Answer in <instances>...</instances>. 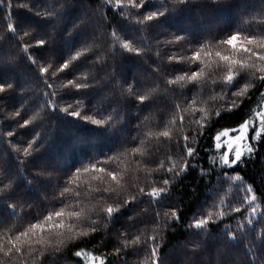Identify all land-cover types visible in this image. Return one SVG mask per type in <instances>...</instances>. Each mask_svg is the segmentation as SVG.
Returning a JSON list of instances; mask_svg holds the SVG:
<instances>
[{
	"label": "trees",
	"instance_id": "trees-1",
	"mask_svg": "<svg viewBox=\"0 0 264 264\" xmlns=\"http://www.w3.org/2000/svg\"><path fill=\"white\" fill-rule=\"evenodd\" d=\"M164 5L168 9L165 16L149 24L137 25L135 21L139 17L132 16L137 10L102 5V0H0V84L5 85V91L0 92V172L3 173L0 179L4 184L11 179V187L0 192V222L6 228L14 225L17 233L23 231L34 222L37 213L47 214L61 207L59 191L67 177L82 166L109 156L120 155L122 160L119 165L113 162L111 167L127 169L121 196L134 194L137 187L148 190L153 181L157 187H165L163 179H170L167 192L156 204L147 203L146 196L141 197L121 209L126 215L119 221L113 218L105 226L101 219L96 232L76 240L67 239L71 235L67 232L64 237L43 233V239L37 242L41 235L38 233L30 247L22 246V252L12 264H84L79 257L73 256L82 248L93 255L105 256V264H143L150 251L143 245H131L119 256L113 251L117 246L122 247V240H131L135 235H141L142 239L156 237L148 243H158V257L163 264H264V218L261 216L264 213V133L259 140L252 141L253 129H249L247 145L253 144L254 152L243 154L241 162L232 167L221 165V152L214 146V137L219 131L235 129L250 116L253 118L254 112L264 111V96L261 95L264 81L254 80L245 96L232 97V92L243 87L249 78L247 72H241L233 86L227 89V97L239 102V107L232 111L224 110L230 106L227 98H219L224 87L219 76L214 77L215 84L210 80L188 83L183 88L167 84V79L188 68L186 63L170 62L169 56L173 53L191 55V50L200 44L222 40L237 31H259L261 26L251 18L264 10V0H190L186 4L172 0H164L161 4V0H151L146 8L155 11ZM53 11V15H47ZM38 12L45 15H38ZM7 24L15 26L16 34L8 31ZM138 27L145 30L134 31ZM25 31L30 33L25 41L46 40L43 47L28 50L40 54L33 58L38 59L41 66L51 63L54 69L86 44L92 45V50L59 72L53 87L49 88L42 82L45 77L22 50L19 37ZM113 31L119 32L125 40L136 41V46H143L145 50L135 55L119 45L113 46ZM176 36L184 39L168 43ZM97 54L103 55L102 62L96 61ZM73 79L90 86L79 91L71 86L64 87ZM129 85L134 95L128 94ZM156 86L159 91L152 93L144 103L136 99V95H144ZM169 88L175 91H166ZM213 91L217 98L210 100ZM52 92L56 95L51 99L60 108L72 104L74 109L81 108L82 114L92 115L98 110L105 116L111 114L113 126L98 127L62 111H53L45 105L49 99L45 93ZM197 93L206 102L200 107L209 113L203 127L194 123L201 115L199 111L183 113L185 123L182 128L173 130L171 142L149 141L144 145L148 149L144 157L130 154L149 129L156 131L165 126L176 104L187 105ZM78 99L81 105L76 104ZM218 109L219 116L215 114ZM17 111L20 115H13ZM35 111H40L41 118L21 127ZM9 131L14 135L8 136ZM183 136L189 137L190 146L195 149V154L187 157L186 171L179 176L164 169L151 171L159 161H167L168 156L184 163L180 153L185 150L176 147V141L184 143ZM34 137V150L25 156L22 150ZM126 150L129 154L125 159L122 154ZM136 161H141V165ZM143 165L146 166L140 170ZM92 175L82 177L79 189L82 193L87 187L83 181L95 186ZM236 176L240 179L234 180ZM249 186L260 205L255 218L251 216L250 207L242 203ZM80 199L86 214L91 216L106 203L83 195ZM220 200L224 203L215 211L228 206L227 214L222 218L214 216V222H209L203 234L194 235L198 230L189 225ZM10 205H16L15 215ZM236 206L240 207V212L231 210ZM172 211L178 218L165 215ZM250 219L253 220L251 225L247 222ZM226 225H230V229ZM61 239L65 240L64 244H60ZM57 245L59 251H54Z\"/></svg>",
	"mask_w": 264,
	"mask_h": 264
},
{
	"label": "snow or ice",
	"instance_id": "snow-or-ice-1",
	"mask_svg": "<svg viewBox=\"0 0 264 264\" xmlns=\"http://www.w3.org/2000/svg\"><path fill=\"white\" fill-rule=\"evenodd\" d=\"M151 0H102V5H112L113 7H118L121 9H135V13H132V16H136L139 19H136L137 25L149 24L152 21L158 20L160 17L166 15L168 11L167 6L164 5L161 8L156 9L155 11H148L146 5L150 3ZM164 0H161L163 4ZM173 3L186 4L190 0H172ZM24 5H21L23 7ZM140 9H144L143 12H140ZM38 15H45V13H37ZM53 12L47 13V15H53ZM128 17L125 16V19ZM251 20L260 27V30L257 32H247L242 33L237 31L222 40H213L208 43L200 44L197 48L191 50V55L177 54L173 53L169 56L170 62L176 63H186L188 68L183 70V73L176 75L174 78L167 79V84L177 85L181 88L185 87L188 83H199L200 81L208 82L211 81L212 84L217 83V80L214 78L216 76L220 77V83L223 84V88L220 90L223 93L219 98H227L229 107H226L224 110L232 111L233 108L239 107V102L236 99L227 97V89L233 86L234 81L241 72L248 73V79L243 84V87H240L237 91L232 92V97H243L247 94L250 87L253 86L254 80L264 81V10H261L257 15L253 16ZM85 22L84 20L81 21ZM8 31L10 33L16 34V28L13 24H7ZM143 28H136L134 31H144ZM30 33L25 31L23 35L19 37L22 45L23 52L26 54V58L30 59L32 64L38 68L39 74L44 76L45 79L42 81L46 84L47 87H53V83L56 82V77L59 72H63L65 69H68L73 61L79 60L81 56L86 55L90 50H92V45H84L81 49L77 50L76 53L70 54L69 57L58 67L52 68V64L49 63L46 66H41L38 59H34L33 56L40 55L39 53H29V48L31 47H43L46 43V40L41 38L36 40L35 43L32 41H25V37H28ZM183 36H176L174 40L168 41L170 44L179 43L183 40ZM111 44L113 46L119 45L125 51L134 53L135 55H141L145 50L143 46L137 47V42L134 40H125L119 32L113 31L111 34ZM179 52V50H177ZM97 62L103 61V55L97 54ZM260 61L261 63H257ZM192 65H198V67H192ZM157 67H159L157 65ZM52 69L50 76L49 70ZM223 69L221 72L220 70ZM211 73V76H209ZM78 79V78H77ZM84 79L87 80V75L84 74ZM52 81L50 83L49 81ZM74 87L79 91L81 88H87L90 85L88 83H77L76 79L69 80L64 85V87ZM11 87V85H8ZM5 91V85L0 84V92ZM159 91L158 86L153 87L149 92H146L144 95H136V99L140 103H144L145 100L150 99L152 93ZM166 91H175L173 88L166 89ZM129 95H134L133 87L129 85L127 88ZM48 100L45 101V105L51 108L53 111L59 110L64 112L66 115L75 117L77 119H82L87 122H91L93 125L98 127H103L112 125V116L111 114L103 115L98 110L97 113L89 115L88 113H83L81 108H73L72 104H68L67 107L60 108L54 100L51 99L52 96H55L56 93H45ZM184 95V94H182ZM264 96V93H261ZM217 97L213 91V94L209 96L210 100H215ZM206 103L205 101L199 98V93L191 97L190 102L187 105L176 104L175 112L172 118L165 124L162 129L153 131L149 129L143 137L140 138L137 146L133 147L130 150V154L135 156L139 155L144 157L148 149L144 147L149 141H155L157 144L162 143L164 140L172 141L173 140V130L177 127L182 128L185 123V116L183 113H195L199 111L201 115L196 118L194 121L195 124L203 127L205 122L209 119V113L206 108L200 107L201 104ZM77 105H81L82 101L77 100ZM70 109H73L70 111ZM217 116L220 115L219 109L215 113ZM13 115L19 116L20 112L17 111ZM99 116V118H96ZM256 120L259 122V128L257 129L253 118L250 116L249 119L245 120L238 129H233V131L239 132V135L234 137L236 141H244L247 139V130L249 128L253 129V134L251 136L252 141L259 140L262 133H264V111L254 112ZM41 118L40 111H35L29 119H25L20 125L21 127H26L28 124L33 123L34 121ZM199 134V130L197 129ZM8 136H13L14 133L9 131ZM221 136H228V131L218 133L214 139L218 142L216 147L219 149L222 147V144L219 143ZM184 143L180 144L179 141H176L177 148H183L185 151L180 153L181 158L184 160V163H178L173 160L171 156H168L167 161L161 160L158 162L156 168L151 171H159L164 169L166 172L171 173L173 176H179L182 172L187 169V157H192L195 154V149L190 146L189 137H182ZM33 144H36V138L34 137L31 142L25 147L22 151L25 156L31 154L33 149ZM38 148L39 145L37 144ZM245 146L241 145L238 147H233L231 143L227 144V151L222 152L219 160L222 166L232 167L238 162H241V158L244 154ZM20 151L19 149H16ZM246 151L248 153L254 152V145L248 144L246 146ZM129 153L127 150L122 155L124 158H127ZM229 154H231V159ZM113 162H116L119 165L122 160L121 156H109L106 157L103 161L96 160L95 162L90 163L88 166H82L81 169H77L72 173L71 176L67 177L64 182L63 188L59 191V198L61 207L54 208L51 211H48L47 214L37 213L34 217V222H30L28 226L23 231H14L15 226L12 228H6L2 222H0V264H12V261L17 258V254L22 252V246L27 245L31 246L33 238L38 236V233L41 234L37 242L43 239V233H51L56 236L64 237V233H70L67 237L69 240H76L83 237L89 236L91 233H94L98 230L99 221L104 220L105 226L108 222L112 221L113 218L119 221L123 215L126 213L122 212L121 209L126 208L129 204H132L133 201L140 200L141 197H148L147 203L156 204L159 201L160 196L163 193L167 192V185L170 183L169 178L163 179L162 183L165 187H157L156 182L153 181L149 184V189L146 190L144 187H137V191L129 193L126 196H121V192L125 189V173L127 172L126 168L111 167ZM213 163H216L213 160ZM137 165H141V161H136ZM104 165H109L105 167ZM146 165H143L140 170ZM92 173L91 180L95 181V186L88 181H83L87 187L83 190V193L79 190L81 188L82 177L86 174ZM149 175L151 172L148 173ZM3 176V173L0 172V177ZM240 177L236 176L234 180H239ZM11 187V179L9 178V183L4 184L3 180L0 179V192L5 191ZM246 195L243 198L242 203H246L251 210V216L256 217L257 209L260 207L256 203L257 196L253 193L252 188L249 186L245 189ZM95 194V195H94ZM55 196V193L53 194ZM88 197L89 199H96L98 201H105V205H101L99 210L96 211L95 216L87 215L85 208L81 206V196ZM115 197V199H114ZM113 200L112 203H107V201ZM66 201H69L66 203ZM74 201V204L72 203ZM223 200L219 201V204L213 205V208L209 210L203 217L197 218L189 226L195 228L198 231L194 235H201L206 231V226L209 222H214V216L222 218L227 214V207L225 206L224 210L216 212L215 209L222 205ZM13 209V215H15L16 205H10ZM135 207V204H133ZM71 208V210H69ZM235 212H240L241 209L239 206H236L231 209ZM131 211V209H129ZM147 211V209H145ZM160 214L157 213V216ZM165 215H170L171 218H178L176 212L172 211L170 214L165 213ZM262 218H264V213H261ZM67 218V220L65 219ZM131 219V217H129ZM68 221H72L69 223ZM248 224H252L253 220H248ZM230 229V225H226ZM243 226L241 225L240 228ZM239 230V229H238ZM124 235V234H122ZM234 238V236H233ZM148 240L155 241L156 237L152 236L148 239H142L141 235H135L131 240H122L121 246L114 248V253L119 256L120 252L123 249L128 248L131 245H143L147 250L150 249L149 254L145 257L143 264H163V262L158 257L159 247L158 243L149 244ZM65 240L61 239L60 244H64ZM52 247L51 244H49ZM54 251H59V245H57ZM74 257H79L83 260L84 264H93V262H99V264H105V256L103 255H93L92 252L86 251L85 249H80L73 253ZM79 264V262H78Z\"/></svg>",
	"mask_w": 264,
	"mask_h": 264
},
{
	"label": "rangeland",
	"instance_id": "rangeland-1",
	"mask_svg": "<svg viewBox=\"0 0 264 264\" xmlns=\"http://www.w3.org/2000/svg\"><path fill=\"white\" fill-rule=\"evenodd\" d=\"M259 111H262V109H260ZM253 122L255 123V125H256V127H257V129H258V128H259V122L256 120L255 116H253ZM240 125H241V124H240ZM240 125H239V126H240ZM239 126L236 127L235 129H238ZM249 129H250V128H249ZM249 129L247 130V138L249 137V135H248ZM224 131H228V136H221V140L219 141V143L222 144V147L219 148V149L216 147V144H217L218 142L214 139V146H215V148H216L218 151H220V152L222 153V152L227 151V144H228V143H231V144L233 145V147H238V146L243 145V146H245V149H244V154H245V153L247 152V151H246L247 139H245L244 141H236V140H234V137L237 136V135H239V132H237V131H233V129H229V130H221V131H219L218 133H221V132H224ZM218 133H217V134H218ZM217 134H216V135H217ZM216 135H215V136H216ZM229 156H230V159H231V158H232V157H231V154H229ZM93 264H99V262H98V261H97V262H93Z\"/></svg>",
	"mask_w": 264,
	"mask_h": 264
}]
</instances>
